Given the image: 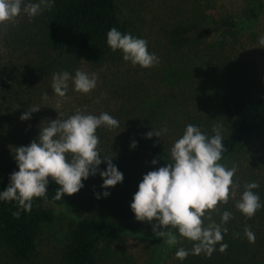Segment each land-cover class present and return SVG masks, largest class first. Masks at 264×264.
<instances>
[{
	"label": "trees",
	"instance_id": "trees-1",
	"mask_svg": "<svg viewBox=\"0 0 264 264\" xmlns=\"http://www.w3.org/2000/svg\"><path fill=\"white\" fill-rule=\"evenodd\" d=\"M223 1L171 0L163 9L158 5L162 14L145 24L150 31L155 28L158 37L148 48L159 57L155 67L162 92L159 89L152 98L148 87L155 90V85L151 87V82L143 97H138L137 85L132 82L119 85L118 90L107 89L116 104L108 114L119 121V127L112 129L117 134L114 146L109 141L98 145L101 154L111 155L112 163L123 173V181L117 184L118 223L81 212L82 198L76 197L80 212L68 225L54 264H98V247L119 240L128 231L119 219L131 208V197L138 191L143 175L168 163L170 148L188 124L198 126L208 136L213 135L214 124L223 125L226 151L220 163L235 156L246 161L237 167L242 189L237 199L245 183L256 181L260 186L253 191L264 204L261 175L241 174L254 167L264 171L258 150L245 156L254 138L264 134V60L258 69L252 43L263 3L244 0L240 10L229 11ZM30 2L38 0H23L22 8ZM143 24L132 16L124 18L117 0H54L51 10L45 9L31 20L21 11L14 24L0 25V100L28 111L33 105V84L39 79L47 83L63 71L74 75L82 64L91 68L112 66L123 59V53L110 49L107 32L115 27L135 37ZM165 128L168 131L162 137H146L149 131ZM13 129L7 127L0 135V192L9 185L10 174L19 170L14 147L31 143L21 130ZM101 145L106 146L104 150ZM154 158L156 165L151 163ZM102 162L99 168L105 170L107 162ZM58 187L49 178L46 197L34 198L31 211L19 209L16 201L0 200V264H44L38 258V234L53 221L55 211L43 204H76L74 194L56 200ZM17 210L19 218L13 216ZM232 214L223 225L228 229L222 233L223 243L228 245L225 252H220L217 244L211 257L204 253L192 255L193 242L188 240L181 247L190 254L179 260L175 256L179 243L169 247L161 237V254L154 264H164L171 254V264H264V207L250 219L237 209ZM246 225L255 234L254 244L244 236ZM234 233L239 237L234 238Z\"/></svg>",
	"mask_w": 264,
	"mask_h": 264
},
{
	"label": "clouds",
	"instance_id": "clouds-1",
	"mask_svg": "<svg viewBox=\"0 0 264 264\" xmlns=\"http://www.w3.org/2000/svg\"><path fill=\"white\" fill-rule=\"evenodd\" d=\"M22 4L23 0H0V25L14 24L21 11L31 20L45 9L51 10L54 0L30 2L23 8ZM107 45L112 51L121 50L123 60L130 61L134 66L151 68L159 64V57L148 51L146 39L122 34L115 27L107 32ZM258 45L264 47V36L259 38ZM70 79L74 91L87 94L96 88L98 75L79 69L74 76L67 71L55 73L51 87L57 96L65 100L68 98ZM44 99H47V93ZM40 108L29 106L20 119H30L31 113ZM47 121L46 126L42 121L37 140L27 146L14 147L12 152L19 170L10 174V183L0 192V200L16 201L19 209L31 211L34 198L46 197L49 178L59 186L54 196L56 200L64 198L65 194L77 193L84 186L82 179L97 172L105 189L123 181V173L112 163L111 156H101L98 149L100 140L96 134L100 127H119L117 119L106 112L97 116L77 108L67 118L59 112L58 118ZM222 129L223 125L216 123L212 126L213 135L208 136L198 126L186 125L182 136L170 148L168 163L143 175L130 204L135 218L154 222L153 234L162 237L169 247L179 241L173 231L165 229H175L179 236L192 241V255L204 253L211 257L217 244L220 252L227 250L222 233H227L228 229L223 225L233 214L227 210L219 213L220 222L217 223L212 213L218 211L220 203L227 204L229 198H233L234 207L248 219L264 207L259 195L253 191L260 186L256 181L245 183L240 198L235 199L240 188L239 183L233 181L237 168H228L220 163L222 153L226 151ZM167 131L166 128L154 129L147 132L146 137H162ZM131 146L134 148L136 142L133 141ZM102 161L107 162L105 170L98 168ZM157 162L155 158L151 161L153 165ZM108 195L109 192H103L104 197ZM96 196L100 198L99 193ZM13 216L19 218L20 211H15ZM160 228L163 230H158ZM233 235L238 238L240 234ZM244 236L249 243H255V234L250 226H245ZM189 254L182 247L175 252L179 260L186 259Z\"/></svg>",
	"mask_w": 264,
	"mask_h": 264
},
{
	"label": "rangeland",
	"instance_id": "rangeland-1",
	"mask_svg": "<svg viewBox=\"0 0 264 264\" xmlns=\"http://www.w3.org/2000/svg\"><path fill=\"white\" fill-rule=\"evenodd\" d=\"M170 2L171 0H117L119 11L124 18L132 16L144 23V28L141 29L139 31L140 33H137L138 35L135 37L146 39L148 47L153 43V40L158 37L154 35L155 28L154 30L151 28L152 31H150L146 28L145 24H147L148 21L150 23V19L155 18V15H161V8L163 9V7ZM224 3L225 9L229 11L240 10L244 6V0H224L223 4ZM262 3L263 7L257 22V27H255L257 33L255 34L254 42H252L256 48L255 66L258 69L264 60V47H258L259 38L264 36V0H262ZM158 5L161 8H158ZM152 50L153 49L148 48L150 53H152ZM78 69L89 74L93 72L97 73L98 80L96 88L87 94L76 92L73 90L74 86L70 79L67 91L68 98L65 100L54 93L51 87L52 79H48L47 83H44L42 79H39L33 84L35 92H33L31 96L33 102L32 106H40L41 108L39 111L31 114V119L21 120L20 117L24 113L23 108L5 102L6 99L4 101L0 100V135L7 127L11 130L14 128L13 131L19 132L21 130L22 134L26 135L27 139L32 142L33 140L38 139L42 121L43 126H46L48 123L47 120H53L59 117V112L64 113V118L74 114L77 108L97 116L102 112L109 113V110L116 106V104H114L107 89L118 90L119 85H126L128 82H132V85H137L136 90L139 95L138 97L145 96L144 94L146 92L144 91L147 90L149 82H151V87L153 84L155 85V90L148 87L152 98H154L155 94H159L157 93L159 89L160 92H162L161 84L156 78L157 73L155 66L151 68H142L139 65L134 66L130 61L122 59L121 61L112 64V66L110 64H105L98 68H91L82 64ZM156 85H159V88ZM45 93H47V99H44ZM58 102L59 106H57ZM98 131H96V134L99 139H101L100 143L109 141L110 145L114 146V139H117V134L112 129L100 127L98 128ZM107 132H109V134ZM105 147V145H101L102 150H104ZM251 150L252 152L258 150L261 160L264 161V134L256 136L253 143L246 148L245 156L247 158L251 156ZM101 156H108V154H101ZM101 164H103V162ZM221 164L228 168L233 166H236L237 168L241 164L245 165L246 161L243 158L237 159L235 156ZM249 170L251 171L244 169L241 171V174L244 172L247 174H255L258 172V175H261L260 179L264 181V171L260 170L259 172L256 167H254V169L249 168ZM239 178L238 173H235L233 181L239 183ZM82 183L84 186L74 194L73 200L74 202L76 200L74 206L71 204L61 207L50 202H45L43 204V206L55 211L53 221L43 226L38 234V258L44 262V264L55 263L56 251L60 248L63 242L66 229L69 224L75 221L77 212H80V209H77V206H80L78 201L79 197L82 198L81 205L83 206V209L81 212L101 215L118 223V183L114 187L105 189L102 187L103 180L100 178V175L97 174L94 176L90 175L87 179H82ZM241 190V188L237 190L235 199H237ZM105 191L109 192L110 195L104 197L103 192ZM96 193L100 194V198H97ZM76 197L78 199H76ZM131 199L133 198L131 197ZM234 204L235 200L231 197L227 204L220 203L218 205V211L212 213L213 219L219 223V213H222L225 210L232 213L236 209ZM119 222L129 229L126 233L121 235L119 240L110 244H101L98 247V264H154L161 254L162 242L161 237H157L152 233L154 222L138 221L131 208H129L127 212L121 214ZM205 223H207V221H205ZM175 234L179 241L177 249L184 244H187V238L179 236L177 231ZM172 257L173 254L167 256L163 261L164 264H171Z\"/></svg>",
	"mask_w": 264,
	"mask_h": 264
}]
</instances>
